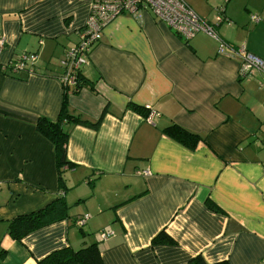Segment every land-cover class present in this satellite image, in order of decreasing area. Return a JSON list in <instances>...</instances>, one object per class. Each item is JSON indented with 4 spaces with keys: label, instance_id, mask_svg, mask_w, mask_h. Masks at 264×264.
<instances>
[{
    "label": "crops",
    "instance_id": "0c3cea01",
    "mask_svg": "<svg viewBox=\"0 0 264 264\" xmlns=\"http://www.w3.org/2000/svg\"><path fill=\"white\" fill-rule=\"evenodd\" d=\"M185 1L217 39L200 32L184 41L149 9L102 29L79 67L94 91L67 95L69 110L101 122L70 127L73 167L63 169L62 189L36 122L58 117L61 61L90 2L0 0V264H36L91 243L104 264H188L197 255L208 264H264V73L240 78L239 55L218 50L223 41L264 59V0ZM22 53L37 54L34 72L1 69ZM150 109L160 113L153 124ZM171 124L197 134L195 147L167 135ZM60 196L70 220L90 215L81 228L64 219L21 241L8 235L10 219ZM161 231L171 243L152 242Z\"/></svg>",
    "mask_w": 264,
    "mask_h": 264
},
{
    "label": "built area",
    "instance_id": "2783aa9c",
    "mask_svg": "<svg viewBox=\"0 0 264 264\" xmlns=\"http://www.w3.org/2000/svg\"><path fill=\"white\" fill-rule=\"evenodd\" d=\"M89 15L85 25L78 32V41L66 53L61 61L64 71L59 75L62 84L73 86L79 74V67L87 62L89 53L95 43L100 39V34L105 25L122 13H129L140 16L141 12L149 9L154 18L166 24L171 30L184 41L189 40L197 33L203 32L212 38L217 39L213 24L202 19L194 12L185 0H89ZM256 19L255 16L252 17ZM223 17L217 13L215 23H220ZM5 43V39L0 36V51ZM230 50L241 58L238 71L240 78H245L256 72L264 73V59H261L248 52L244 46H229L221 41L219 52L224 53ZM37 54L22 53L19 57L9 61L2 70L10 73L34 72ZM160 115L158 111L150 109L145 121L153 124L154 119ZM147 175L148 172L144 171ZM89 214L78 216L74 224L82 227L89 219ZM110 234L101 233L102 238H107Z\"/></svg>",
    "mask_w": 264,
    "mask_h": 264
},
{
    "label": "trees",
    "instance_id": "16d2710c",
    "mask_svg": "<svg viewBox=\"0 0 264 264\" xmlns=\"http://www.w3.org/2000/svg\"><path fill=\"white\" fill-rule=\"evenodd\" d=\"M89 88L94 91V86L91 82L85 79L80 73L77 76L76 83L73 86H66V94L63 97L58 117L55 121H51L45 117H39L36 122V130L42 136L50 141L54 151L55 165L58 171V182L60 188H64L62 178L63 169L72 168L73 164L66 156V143L71 126L82 125L97 129L101 122V117L95 121H91L86 117L81 116L79 113L69 110L67 95L69 93H77L82 88ZM134 110L142 112L140 106H130ZM167 135L182 143L183 145L194 148L200 137L184 129L176 124H171L163 130ZM208 207L216 210V206L207 201ZM68 205L63 196L54 199L52 202L36 211L24 213L15 216L7 223L8 235L16 240L21 241L27 234L54 223L59 220L69 219ZM77 218V217H76ZM70 220L74 223L75 219ZM75 225V224H74ZM79 227V226H78ZM81 228V227H79ZM81 230V229H80ZM153 243H171L172 239L164 233L159 232L152 240ZM2 257V254L0 258ZM36 264H104L100 255V249L97 243L82 244L78 249H73L69 246L56 249L40 260ZM188 264H208L201 255H197L188 261ZM212 264H228L227 261H219Z\"/></svg>",
    "mask_w": 264,
    "mask_h": 264
}]
</instances>
